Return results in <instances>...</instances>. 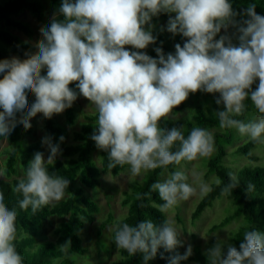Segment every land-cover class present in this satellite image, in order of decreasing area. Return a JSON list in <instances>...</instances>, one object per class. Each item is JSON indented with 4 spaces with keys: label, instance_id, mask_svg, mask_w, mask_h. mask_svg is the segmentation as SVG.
<instances>
[{
    "label": "clouds",
    "instance_id": "1",
    "mask_svg": "<svg viewBox=\"0 0 264 264\" xmlns=\"http://www.w3.org/2000/svg\"><path fill=\"white\" fill-rule=\"evenodd\" d=\"M58 13L64 19L54 16L42 31L38 56L27 62L0 60V141L12 140L21 128L31 129L38 114L51 119L71 108L78 93L70 84L77 82L79 94L98 111L91 139L108 153V168L127 166L131 176L161 169L163 179L153 183L151 191L163 201L157 207L165 214L197 192L203 196L210 191L204 181L198 188L190 184L183 168L186 162L214 154V133L197 125L187 135L185 127L160 126L162 120L177 118L174 110L190 94L219 93L216 103L224 107L212 115L220 128L264 144V15L257 13L256 4L249 3L240 13L232 0H62ZM161 14L169 15L166 30L186 39L183 46L175 45L174 54L155 48L154 58L139 50L156 43L153 18ZM222 29L226 34L220 35ZM229 29L235 32L229 35ZM33 94L36 99L30 105ZM249 99L260 116L245 121L239 117ZM42 144L48 157L37 152L13 187L22 195L19 207L32 214L63 200L70 185L68 178L48 169L61 154L59 144L50 136L43 137ZM170 166L177 167L170 171ZM5 177L0 170V180ZM238 187L232 176L223 192ZM254 188L248 184L246 191ZM182 233L170 218L162 224L152 219L135 225L118 222L114 243L129 256L142 254L148 264L161 248L171 253L183 246ZM19 238L17 211L8 206L0 187V264H25L16 246ZM57 249L75 254L71 239ZM192 255L189 244L169 264H181ZM205 255L208 264H264V231H244L239 250L218 239Z\"/></svg>",
    "mask_w": 264,
    "mask_h": 264
},
{
    "label": "trees",
    "instance_id": "2",
    "mask_svg": "<svg viewBox=\"0 0 264 264\" xmlns=\"http://www.w3.org/2000/svg\"><path fill=\"white\" fill-rule=\"evenodd\" d=\"M55 10H59L62 0H48ZM249 3L256 4V11L260 15H264V0H232L235 11L242 13L247 9ZM29 12L39 24L50 26L46 22V5L42 0H6L0 3V60L8 59L9 61L16 60L12 56L15 54L19 61L27 62L30 57H33L34 48L21 38L6 28H12L25 34L31 38L34 36V31L30 24L18 19L23 13ZM63 20L62 15L57 16ZM239 19V17H238ZM169 20L168 14H161L159 17L153 18L154 36L157 37L156 43L150 50L149 55L158 58L155 48L162 47L164 53H175L177 43L183 46L186 38L182 35H173L167 30L162 31L161 24ZM5 26L6 28H3ZM235 29H230L227 34L231 35ZM221 30L220 35H224ZM219 39V35L217 37ZM234 43L239 42L234 40ZM134 51H137L134 49ZM139 51H145L139 50ZM46 75V70L42 73ZM76 83L70 84L74 90ZM259 81L253 85L252 90H255ZM193 95H203L205 98H215L219 93L213 95L205 92L192 93ZM191 95V94H190ZM189 95V97H190ZM188 99L178 106L174 111L176 114L182 113L189 101ZM36 99L33 94L30 97L31 102ZM247 111L244 116L239 117L245 121L254 120L255 115H259L252 101H246ZM224 106L214 105V107H204L197 105L194 109V114L191 118L185 121H177L175 123L167 122L163 127L166 129L184 128L187 135L194 125L205 127L207 129H221L219 121L212 115L215 111L221 110ZM67 125L74 127L77 124V110L73 106L65 110ZM44 129L47 136L52 138L53 143L61 144L60 137H66V129L59 125L54 116L47 119L43 116ZM98 121V113L86 116V122L82 125L79 132L74 133V143L66 146L62 150V158L56 159L55 164L48 165L49 172L58 176H63L70 180L69 188L67 189L66 197L54 206H44L41 211L32 214L31 210H23L19 207V199H22L21 194L13 191V187L18 184L19 175L18 167L22 168L24 174L27 166L37 152H40L42 146L39 143L27 144L25 141H20L19 133L24 132L30 135L33 132L31 129L21 128L10 142L12 146L3 150L0 144V154L6 155L7 159L4 166L0 165V170L6 172V177L0 180V187L4 189V194L10 208H15L17 211V226L20 238L16 241L17 250L24 256L25 264H75L71 259L61 253L57 248L58 245L65 243L68 239L72 240V252L78 255H85L86 249L83 247L81 232L85 229L86 223H93V214L100 212L99 205L86 195V189L95 190L101 186V178L104 173H111L113 176H118L123 173L127 166H117L114 169L108 168V153L98 149L96 143L91 139ZM234 129H221L214 135L216 155L208 163V172L214 174L217 181L212 184L210 191L205 194L193 213V220H198L206 209L212 207L214 203L226 197L232 207V213L228 214L224 219L215 224L210 231L215 232L222 230L234 222H240V226L233 233L231 244L237 247L243 238V233L246 230L258 229L264 231V167L263 166H245L237 171L227 163V157L230 155L228 147L234 143ZM2 141H0L1 143ZM262 144L248 140L243 145L237 147L233 151V155H240L247 158L250 162L256 163L260 158L253 153V150ZM99 150L101 159L100 168L94 160L95 152ZM177 166H170V171L175 170ZM161 169L152 171L148 175L147 181L144 184H136L133 187V194L126 199L124 204L128 207V213L124 218L115 219L112 215L102 224L103 230L109 224H117L118 222H127L130 225H135L144 219H152L157 224H162L167 218L165 213H162L157 205L162 204L157 192L151 191V185L157 182ZM231 174V175H230ZM232 176L239 181V187L232 189L229 194H225L223 189L231 182ZM219 182V183H218ZM253 184L254 190L246 191L247 185ZM50 217H60L69 219L63 222L56 229V241L42 240L40 233L43 230L44 223ZM101 233V232H100ZM160 254L148 264H169L170 259L177 253L183 254L184 251L179 248L175 252H167L163 248L159 250ZM206 251L201 245L193 247V255L181 264H208ZM113 264H145L142 254L135 257L120 249V260Z\"/></svg>",
    "mask_w": 264,
    "mask_h": 264
},
{
    "label": "rangeland",
    "instance_id": "3",
    "mask_svg": "<svg viewBox=\"0 0 264 264\" xmlns=\"http://www.w3.org/2000/svg\"><path fill=\"white\" fill-rule=\"evenodd\" d=\"M4 1L6 0H0V3ZM42 1L46 5V22L52 20L54 16H59L58 10H55L48 0ZM18 19L30 24L34 31L33 37L29 38L22 32L12 28H6L5 26H3V28H6L15 35L19 36L22 41L28 42L35 50L33 56H38L40 40L42 39L41 33L46 29V26L39 24L29 12L23 13ZM168 21H165L160 25L162 29L166 30ZM222 31L225 33L223 29ZM127 47H129V50L134 51L131 46ZM152 48L153 45H150L147 49H145L144 52H147L149 55V52ZM172 53L174 54V52ZM12 56L18 60L15 54H12ZM75 91L78 93V99L74 102V106L77 110V124L74 127L67 125L65 111L61 114L54 115L56 122L63 126L67 131V136L59 145L61 148V154L58 155L57 159L62 158V150L66 146L74 143V133L81 130L82 125L86 122V116L98 113L95 105H92V102L88 98L84 97L82 94H79V89H75ZM218 96L212 99L205 98L201 94H191L187 108L182 113L176 114V119L162 120L160 122V126L163 127L167 122H186V120L191 118L194 114V109L197 105L212 108L217 104L216 98ZM258 117L259 115H255L254 119H257ZM31 124L33 132L30 135L24 133L23 131L20 132V141H25L27 144H41L42 148L40 152L44 154L46 159L50 152L47 146L42 144V138L47 136L44 129L42 113L32 118ZM210 130L214 133V135L221 131V129L217 128ZM234 138V143L228 147L230 155L226 159L227 163L232 168L237 171L238 169L245 166L264 167V144L253 150V153L260 158L259 162L253 163L244 156L233 155V151L237 147L243 145L250 139L246 136H241L236 130ZM0 144L2 151L12 146L10 140L7 142L2 141ZM215 155L216 151L211 157L185 163L183 170L188 174V182L190 184H193V186L198 188L200 181H204L208 183L209 187L211 188L212 184L217 181V178L214 174L208 172V163L212 158L215 157ZM6 159V155L0 154L1 166L5 165ZM94 160L96 161L97 165L102 168L99 150L95 152ZM18 169L19 175L17 178H23L25 174L22 168L19 166ZM151 173L152 171L145 173L142 176H131L127 169L118 176H113L110 172L104 173L101 178L100 187L95 190L86 189V195L99 205L100 212L98 214L92 215L94 218L93 223H86L85 229L81 232L83 247L87 251L86 254L82 256L76 253L74 255L69 254L66 255L67 258L71 259L75 264H113L114 262L120 260V249H118L114 243V225L109 224L103 230H101L102 224L111 215L115 219H121L127 215L128 207L124 204V202L130 195L133 194L134 185L138 183L144 184L147 181L148 175ZM160 179H163V177L159 175L157 181ZM203 196L197 192L195 196L191 197L187 201H181L177 206H175L173 209H170L166 213L167 218L172 219L175 222L177 228L183 232L181 236L183 246L179 247V249L184 252L189 244H191L192 247L201 245L204 250L207 251V249L212 247L218 239L225 240L230 243L233 233L240 226V222H234L222 230L215 232L210 231V229L215 224L221 222L224 217L233 211V207L226 197L217 200L212 207L206 209V211L198 220L194 221L192 218L193 213L202 200ZM68 219V217H50L47 219L44 223L43 230L39 235L40 238L42 240L56 241V229H58V227Z\"/></svg>",
    "mask_w": 264,
    "mask_h": 264
}]
</instances>
